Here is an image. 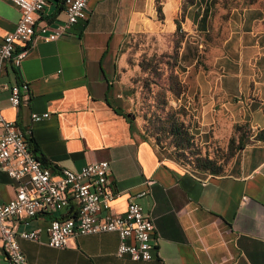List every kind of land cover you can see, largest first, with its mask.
Instances as JSON below:
<instances>
[{
  "label": "crops",
  "instance_id": "obj_1",
  "mask_svg": "<svg viewBox=\"0 0 264 264\" xmlns=\"http://www.w3.org/2000/svg\"><path fill=\"white\" fill-rule=\"evenodd\" d=\"M183 1L89 0L85 18L67 32L31 39L17 67L0 66V83L27 86L16 107L0 89V117L34 146L33 155L51 171L105 160V186L116 193L109 210L118 214L135 202L152 224L151 258L130 260L114 256V232L47 246L45 228L57 213L41 212L16 224V231L37 230L35 240L17 238L27 264H264V143L243 145L232 172L194 174L157 153L111 101L125 36H168L176 20L181 78L199 124L264 128L262 10L188 0L181 11ZM34 16L50 25L62 21V0H45ZM17 17V8L0 0V40ZM31 112L47 116L30 121ZM16 184L0 170V202ZM0 264H7L1 248Z\"/></svg>",
  "mask_w": 264,
  "mask_h": 264
},
{
  "label": "built area",
  "instance_id": "obj_2",
  "mask_svg": "<svg viewBox=\"0 0 264 264\" xmlns=\"http://www.w3.org/2000/svg\"><path fill=\"white\" fill-rule=\"evenodd\" d=\"M7 1L17 8L18 17L11 30L1 37L0 66L9 63L17 67L25 57L31 39L50 41L67 32L75 22L85 18L89 0H62L64 18L51 25L38 22L34 16L45 0ZM0 89L7 91V104L16 107L27 86L23 82H1ZM46 116V112H31L29 119L36 121ZM0 170L17 182L13 195L0 202V248L7 264H27L17 238L35 240L37 230L16 231V224L41 212L57 213L48 220L45 228V244L49 247H63L70 236L114 232L117 237L114 256H125L130 260L151 258L152 224L139 205L128 201L118 214L108 208L107 202L116 193L105 186V160L85 163L77 170L59 167L51 171L30 153L13 122L0 117ZM68 204L72 205L73 213L66 216Z\"/></svg>",
  "mask_w": 264,
  "mask_h": 264
},
{
  "label": "rangeland",
  "instance_id": "obj_3",
  "mask_svg": "<svg viewBox=\"0 0 264 264\" xmlns=\"http://www.w3.org/2000/svg\"><path fill=\"white\" fill-rule=\"evenodd\" d=\"M216 1L220 8L221 2ZM247 2L229 0L227 7L255 5L263 12L264 24V0ZM173 39L174 36H125L118 50L120 64L111 101L131 116L134 128L151 141L157 153L182 169L206 175L192 165L196 157H206L219 165L220 174L232 172L240 152L234 149L236 132L220 122L199 124L194 100L185 92V79L182 80L180 73L183 68ZM172 122L179 123L187 133V141L182 142V146L173 145L175 140L166 131ZM229 139L232 140L230 148L227 144Z\"/></svg>",
  "mask_w": 264,
  "mask_h": 264
},
{
  "label": "trees",
  "instance_id": "obj_4",
  "mask_svg": "<svg viewBox=\"0 0 264 264\" xmlns=\"http://www.w3.org/2000/svg\"><path fill=\"white\" fill-rule=\"evenodd\" d=\"M218 1L221 2L220 8H222L224 10L229 9L227 7V3L229 0H218ZM215 2H217V1L211 0V5H213V3H215ZM251 2H252V0H248L247 4H251ZM187 3H188V0L183 1L181 3V6H180L181 11H182L184 5ZM173 22H174V30H173L172 34L168 35V36H174L173 45H175V48H178L179 47V41L181 39V32L179 31L178 22L176 20H174ZM121 115L125 118V120L127 121V123L130 126L131 120H132L131 116H129L128 114H125V113H122ZM230 126H231L233 132H236V146L234 147V149L240 150L243 147V145L250 143L251 141H258V142L264 143V128L258 129V130H256V128L250 129L246 125V123H243V122L233 123ZM166 129H167L166 131L168 132V134L175 140V144H173V145L182 146L181 145L182 142L187 141V137H188L187 133L185 130L182 129V127L179 123L172 122L169 125H167ZM242 129L247 131L249 134H244V131ZM243 134H244V137H241V135H243ZM231 141L232 140L229 139L227 142L229 148H230V142ZM27 148L30 151V153L33 155L34 146H30V144H28V142H27ZM34 158L37 159L43 165V162L39 157L34 156ZM192 165H193V168L198 170V171L206 172L207 174H210V175H220L219 165L216 164L214 162V160L211 158L196 157L194 159V162ZM72 213H73L72 205L68 204V206L66 207L65 215L69 216V215H72Z\"/></svg>",
  "mask_w": 264,
  "mask_h": 264
}]
</instances>
